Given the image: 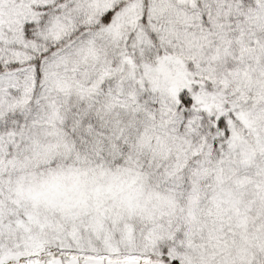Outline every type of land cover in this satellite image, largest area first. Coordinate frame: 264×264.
<instances>
[{"label": "snow or ice", "instance_id": "snow-or-ice-1", "mask_svg": "<svg viewBox=\"0 0 264 264\" xmlns=\"http://www.w3.org/2000/svg\"><path fill=\"white\" fill-rule=\"evenodd\" d=\"M0 264H264V0H0Z\"/></svg>", "mask_w": 264, "mask_h": 264}]
</instances>
